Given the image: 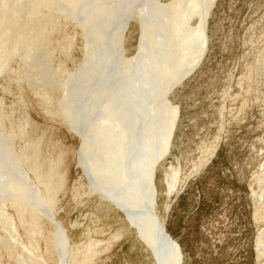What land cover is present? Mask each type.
<instances>
[{"label": "bare ground", "instance_id": "bare-ground-1", "mask_svg": "<svg viewBox=\"0 0 264 264\" xmlns=\"http://www.w3.org/2000/svg\"><path fill=\"white\" fill-rule=\"evenodd\" d=\"M215 3L0 0V83L8 88L15 83L39 111L81 137L89 181L103 198L128 213L141 237L160 252V264H182L180 248L149 207L156 196V172L170 153L179 120L170 95L207 53L208 19ZM134 21L142 28L140 42L137 53L126 57L123 47ZM70 26L78 28L77 38L68 33ZM79 39L81 60L71 69L65 68L67 63L56 64L57 54L72 57ZM12 133L0 121V253L6 252L13 264H52L56 250L58 264H65L70 241L51 210L65 179L60 166L66 154L59 150L45 155L41 150L63 146L51 147L44 137L26 145L23 154L32 180L22 154L14 152ZM176 179H171L170 192ZM8 208L15 211L17 222ZM45 219L54 225V234L46 232ZM40 229L46 233L36 239L35 253L33 234Z\"/></svg>", "mask_w": 264, "mask_h": 264}, {"label": "rangeland", "instance_id": "rangeland-1", "mask_svg": "<svg viewBox=\"0 0 264 264\" xmlns=\"http://www.w3.org/2000/svg\"><path fill=\"white\" fill-rule=\"evenodd\" d=\"M141 30L139 22H132L123 47L126 57L137 53ZM77 31L68 28L76 38ZM207 36L204 59L170 95L179 120L170 153L156 172V196L149 207L180 248L182 264H264V0H216ZM82 51L79 39L72 57L57 54L56 64L71 69ZM4 83L0 121L6 133L13 132L14 152L22 154L27 177L34 179L23 154L27 144L44 137L51 147L63 146L41 149L45 155L66 154L60 166L65 179L51 210L70 241L65 264H160V252L141 237L128 213L89 181L81 137L39 111L15 83L12 88ZM72 107L75 112L77 103ZM173 176L176 188L170 192ZM40 194L45 198L44 190ZM43 225L55 233L50 221ZM45 233L33 234V252ZM52 254V264H58L60 254ZM0 256L3 264H13L6 252Z\"/></svg>", "mask_w": 264, "mask_h": 264}]
</instances>
